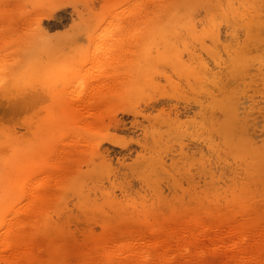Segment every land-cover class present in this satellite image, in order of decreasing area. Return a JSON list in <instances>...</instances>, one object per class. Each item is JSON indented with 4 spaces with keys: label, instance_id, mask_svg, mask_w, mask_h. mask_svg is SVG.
<instances>
[{
    "label": "rangeland",
    "instance_id": "374dc122",
    "mask_svg": "<svg viewBox=\"0 0 264 264\" xmlns=\"http://www.w3.org/2000/svg\"><path fill=\"white\" fill-rule=\"evenodd\" d=\"M263 231L264 0H0V264H255Z\"/></svg>",
    "mask_w": 264,
    "mask_h": 264
},
{
    "label": "bare ground",
    "instance_id": "6f19581e",
    "mask_svg": "<svg viewBox=\"0 0 264 264\" xmlns=\"http://www.w3.org/2000/svg\"><path fill=\"white\" fill-rule=\"evenodd\" d=\"M255 10L257 11V9H255ZM142 11H143V10H142ZM154 11H155V10H154ZM137 12H138V11H137ZM138 13H139V12H138ZM146 13H148V12H146ZM150 15H151V13H150ZM142 16H143V15H142ZM142 16H141V17H142ZM45 18H46V17H45ZM261 69H262V68H261ZM246 98H247V97H246ZM91 99H94V98L92 97ZM82 104H83V103H82ZM82 104H81V105H82ZM83 105H84V104H83ZM88 105H90V104H88ZM82 107H83V106H82ZM77 108H79V106H78ZM84 110H87V109L84 108ZM88 110H89V109H88ZM60 155H61V154H60ZM63 156H64V155H63ZM58 157H59V156H58ZM62 161H63V160H62ZM59 162H60V161H59ZM53 163H54V162H53ZM53 163H52V164H53ZM60 163H61V162H60ZM53 166H54V165H53ZM50 175H51V174H50ZM53 177H54V176H53ZM50 180H51V179H50ZM50 180H49V181H50ZM51 181H52V180H51ZM44 182H46V181H44ZM44 182H43V183H44ZM53 184H55V182H54ZM244 187H245V186H244ZM244 190H245V189H244ZM251 191H252V190H251ZM247 192H248V191H247ZM252 192H253V191H252ZM47 193L49 194V192H47ZM48 194H47V195H48ZM42 195H43V194H42ZM249 196H250V195H249ZM49 197H50V196H49ZM242 198H243V197H242ZM249 198H250V197H249ZM236 199H237V198H236ZM243 199H244V198H243ZM241 200H242V199H241ZM244 200H245V199H244ZM248 200H250V199H248ZM234 201H235V200H234ZM250 201H251V200H250ZM250 201H249V202H250ZM34 203H36V202H34ZM236 204H238V202H237ZM239 204H240V203H239ZM233 205H234V204H233ZM233 205H232V206H233ZM28 206H29V205H28ZM28 206H27V207H28ZM31 206H32V205H31ZM31 206H30V207H31ZM244 206H245V205H244ZM248 206H249V205H248ZM27 207H26V208H27ZM227 207H228V206H227ZM227 207H225V208H227ZM240 207H241V206H240ZM253 207H254V205H253ZM28 208H29V207H28ZM28 208H27V210H26V209H24V210H25V211H28ZM31 208H33V207H31ZM229 208H230V207H229ZM244 208H246V206H245ZM241 209H242V207H241ZM241 209H240V210H241ZM227 212H228V213H227ZM227 212H226L225 210H224L223 212H222V211H220V212L216 211V212H215L216 214H214L213 216L215 217V219H218V218H220L222 215H227V216L229 217V218H228V220H229V221H228V225L230 224L231 229H234V228H237V227H238L239 232L242 233V231H243L242 228H243L245 225L243 226V225H240L239 223H237V222H239V221H238L239 219H238V218H235L234 216H231L232 213H231V214L229 213V209H228ZM27 213H28V212H27ZM250 213H251V212H250ZM28 214H29V213H28ZM239 215L241 216V213H240ZM29 216H30V215H29ZM240 216H238V217H240ZM17 217H18V216H17ZM253 217H254V216H253ZM24 218H25V217H24ZM29 218H30V217H29ZM29 218H27V219L29 220ZM31 219H32V218H31ZM237 219H238V220H237ZM255 219H256V218H255ZM13 220H14V219H13ZM21 220H22V219H21ZM21 220H20V221H21ZM25 222H26V221H25ZM248 222H249V221H248ZM14 223H16V222H14ZM14 223H12V224H14ZM23 223H24V222H23ZM17 224H18V221H17ZM19 224H20V222H19ZM238 224H239V225H238ZM12 227L14 228V226H12ZM23 229H24V228H23ZM27 229H28V228H27ZM241 229H242V230H241ZM4 230H5V229H4ZM6 230H7V229H6ZM17 231H18V230H17ZM17 231H16V232H17ZM21 231H22V230H21ZM205 231H206V230H203L202 233L205 232ZM4 232H5V231H4ZM16 232H15V233H16ZM263 232H264V231H263ZM6 233H8V232L6 231ZM13 233H14V232H13ZM202 233L198 230L197 236H196V234H195V235H194V236H195L194 238H197V239L199 240L200 238H198V237H201V239H202V237H204V235H205L206 232H205L204 234H202ZM258 233H259V232H258ZM8 234H12V233H8ZM8 234H7V235H8ZM186 234H187V233H186ZM189 234H190V233H189ZM191 234H192V233H191ZM191 234H190V235H191ZM208 234H209V233H208ZM247 234H248V233H247ZM252 234H253V232H252ZM259 234H260V233H259ZM259 234L257 235L258 238L261 239V240H258L259 243H256V242H255V241H257L256 239H258V238H256L257 236H255V238H253V239L255 240V241H254L255 243H253V244H256V245H255V248L253 247V250H254V249H257L258 247L260 248V250H258V249H259V248H258L257 250H254L253 252H255V251H256V252H257V251H260L259 253L261 254V258H262V259L260 260L261 262H256V263H258V264H259V263L264 264V255H262V253H264V251L261 250V247H262V249H264V244L261 243V242H264V240H262V238H264V234H263V233L260 234V235H259ZM239 235H240V236H239V237H240V240H242L243 242H246V241L248 242L249 239H248L247 236H245L244 234H243L242 236H241V234H239ZM254 235H256V234H254ZM192 236H193V234L191 235V237H192ZM2 237H3V236H2ZM13 237H14V236H13ZM23 237H24V236H23ZM23 237H22V238H23ZM210 237H211V236H210ZM233 237H234V236H233ZM236 237H238V236H236ZM11 238H12V236H11ZM178 238H179V237H178ZM187 238H188V237H187ZM189 238H190V236H189ZM194 238H193V239H194ZM212 238H213V237H212ZM5 239H6V238H5ZM12 240H13V239H12ZM12 240H11V242H12ZM181 240H182V239H181ZM188 240H189V239H188ZM204 240H205V238H204ZM237 240H238V239H237ZM189 241H190V240H189ZM192 241H193V240H192ZM192 241H190V242H192ZM201 241H202V240H201ZM233 241H235V240H233ZM233 241H231V242H233ZM260 241H261V242H260ZM5 242H6V241H5ZM190 242H189V243H190ZM195 242H196V241H195ZM9 243H10V242H9ZM189 243H188V244H189ZM202 243H203V242H202ZM233 243L236 244L235 242H233ZM260 243H261V245H260ZM186 244H187V243H186ZM193 244H194V242H193ZM253 244H251V249H252V245H253ZM257 244H258V245H257ZM10 245H11V243H10ZM189 245H192V243H190ZM189 245H187V246H189ZM203 245H204V244H203ZM3 246H4V245H3ZM26 246H27V245H26ZM187 246H186V247H187ZM204 246H205V245H204ZM5 247L7 248V246H5ZM186 247L183 249V252H184V253L182 252L183 254H186L187 251H188V249H187ZM190 247H191V246H190ZM256 247H257V248H256ZM6 248H5V249H6ZM9 248H10V246H9ZM13 249H14V248H13ZM22 249H23V248H22ZM210 249H211V248H210ZM14 250L17 251L16 248H15ZM14 250H13V251H14ZM23 250H24V249H23ZM23 250H22V251H23ZM202 250H204V249H202ZM11 251H12V250H11ZM9 252H10V251H9ZM20 252H21V251H20ZM189 252H190V251H189ZM189 252H188V253H189ZM202 252H203V251H201V253H199L198 256H196V257H198V258H203L204 253H202ZM211 252H213V251H211ZM4 253H5V252H4ZM4 253H3V255H4ZM188 253H187V254H188ZM209 253H210V252H209ZM8 254H9V253H8ZM8 254L6 253V255H8ZM12 254H13V252H12ZM12 254H11V255H12ZM191 255H192V254H191ZM196 255H197V253H196ZM7 258H8V257H7ZM11 259H12V257H11ZM195 260H196V261H199L197 258H195ZM196 261H195V264L197 263ZM202 261H203V260H202ZM166 262H168V261L166 260ZM166 262H165V263L163 262V264H166ZM146 263H147V262H146ZM146 263H145V264H146ZM193 263H194V262H193ZM256 263H255V264H256ZM153 264H154V263H153ZM168 264H170V263H168Z\"/></svg>",
    "mask_w": 264,
    "mask_h": 264
}]
</instances>
